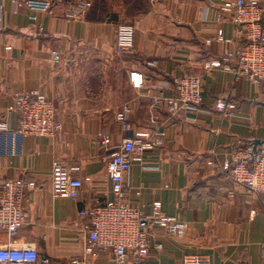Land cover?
Listing matches in <instances>:
<instances>
[{"label": "crops", "instance_id": "1", "mask_svg": "<svg viewBox=\"0 0 264 264\" xmlns=\"http://www.w3.org/2000/svg\"><path fill=\"white\" fill-rule=\"evenodd\" d=\"M50 1L47 13L0 0V119L9 127L0 132V180L37 184L23 200L28 222L10 243L36 248L50 264H115L111 252L96 248L83 259L81 211L111 199L110 152L126 138L161 131V144L131 163L126 200L144 217L159 202L162 215L185 230L179 238L141 222L148 241L143 263L182 264L200 256L208 264H264V192L247 193L222 168L237 147L264 141V82L234 74V61L204 67L235 45L215 41H235L223 11L233 0H96L71 18L72 0ZM119 24L134 28L127 54L115 51ZM188 75L202 81L194 122L184 113L168 117L157 101L173 96L174 80ZM31 90L56 109L62 128L53 138L14 133L18 116L6 115L7 107L14 93ZM228 102L235 110L225 109ZM123 110L128 129L116 119ZM55 161L80 168L77 198L52 197ZM7 242L0 233V247Z\"/></svg>", "mask_w": 264, "mask_h": 264}, {"label": "built area", "instance_id": "2", "mask_svg": "<svg viewBox=\"0 0 264 264\" xmlns=\"http://www.w3.org/2000/svg\"><path fill=\"white\" fill-rule=\"evenodd\" d=\"M14 8L22 4L32 11L49 13L50 0H11ZM91 4L84 2L71 5L68 18L84 14ZM2 5L0 4V10ZM230 15L234 25L235 41L218 37L215 41L235 44L223 51L221 58L205 62V69L225 68L226 62L234 61L233 73L247 77L255 83L264 82V7L260 0H233L228 8H223ZM209 43V41H206ZM134 28L130 24H119L115 29L114 47L118 54H127L133 50ZM202 81L198 76L188 75L174 80L175 93L168 98H158L164 104L168 117L175 118L181 113L187 120L194 122V115L202 102ZM226 110H235L234 103H226ZM123 110L116 119L128 129ZM18 116L14 133L23 137L53 138L61 131L62 125L56 116L53 103L39 90L14 93L7 107L6 115ZM9 131L6 118L0 119V132ZM163 132H154L153 136L143 138L135 136L124 139L106 157L105 176L110 181L111 199L95 207L81 211L84 234L83 259L93 254V249L111 252L115 264H144L148 253V241L140 223L144 220L163 229L168 235L182 237L185 225L175 218L165 217L160 210V203L152 204L150 216L144 217L137 209L128 205L124 191V180L131 163L140 160L142 154L161 144ZM222 168L232 182L249 194L264 192V148L253 144L234 149L224 159ZM80 168L55 161L50 172L52 197L75 199L82 188V181L76 175ZM37 189V184L30 178L0 180V233H4L8 242L0 247V264H50L47 258H40L36 248L10 243L18 232L27 224V209L23 204L27 191ZM264 249V248H263ZM264 258V251H263ZM73 264H81L74 261ZM182 264H208L206 258L187 256Z\"/></svg>", "mask_w": 264, "mask_h": 264}, {"label": "rangeland", "instance_id": "3", "mask_svg": "<svg viewBox=\"0 0 264 264\" xmlns=\"http://www.w3.org/2000/svg\"><path fill=\"white\" fill-rule=\"evenodd\" d=\"M84 2H89L91 4L90 8H88V9H91L94 3L97 4L96 0H94V2H92V0H72V3H70V5L81 4Z\"/></svg>", "mask_w": 264, "mask_h": 264}, {"label": "water", "instance_id": "4", "mask_svg": "<svg viewBox=\"0 0 264 264\" xmlns=\"http://www.w3.org/2000/svg\"><path fill=\"white\" fill-rule=\"evenodd\" d=\"M262 106L264 107V104H262ZM254 147H263L264 148V141H255L253 143Z\"/></svg>", "mask_w": 264, "mask_h": 264}, {"label": "trees", "instance_id": "5", "mask_svg": "<svg viewBox=\"0 0 264 264\" xmlns=\"http://www.w3.org/2000/svg\"><path fill=\"white\" fill-rule=\"evenodd\" d=\"M251 144V143H250Z\"/></svg>", "mask_w": 264, "mask_h": 264}]
</instances>
